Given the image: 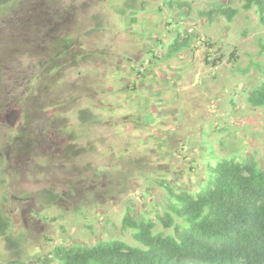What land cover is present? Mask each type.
Segmentation results:
<instances>
[{
    "label": "rangeland",
    "instance_id": "1",
    "mask_svg": "<svg viewBox=\"0 0 264 264\" xmlns=\"http://www.w3.org/2000/svg\"><path fill=\"white\" fill-rule=\"evenodd\" d=\"M165 1L0 4V264L131 242L126 208L152 214L156 181L194 186L201 161L239 150L264 167V110L246 102L263 78L264 21L238 0H224L232 21L199 15L215 0ZM177 26L191 46L164 57Z\"/></svg>",
    "mask_w": 264,
    "mask_h": 264
},
{
    "label": "trees",
    "instance_id": "2",
    "mask_svg": "<svg viewBox=\"0 0 264 264\" xmlns=\"http://www.w3.org/2000/svg\"><path fill=\"white\" fill-rule=\"evenodd\" d=\"M238 1L242 9H253L264 21V0ZM165 3L189 6L179 0ZM238 11L224 0H215L199 15L209 21L217 16L232 21ZM182 14L185 20L187 12ZM190 46L191 37L177 26L164 57ZM260 51L264 53L262 42ZM259 70L263 78L249 88L246 102L264 110V67ZM201 167L194 186H178L165 177L156 181L163 193L152 214L126 208L120 229L130 232L131 242L115 237L92 244L60 243L28 264H264V167L239 150L230 157L201 161ZM10 230V219L0 214V232L8 236Z\"/></svg>",
    "mask_w": 264,
    "mask_h": 264
}]
</instances>
